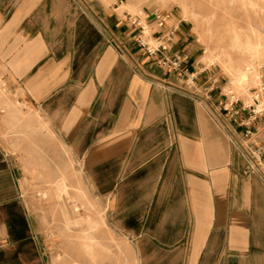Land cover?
<instances>
[{
	"label": "crops",
	"instance_id": "obj_1",
	"mask_svg": "<svg viewBox=\"0 0 264 264\" xmlns=\"http://www.w3.org/2000/svg\"><path fill=\"white\" fill-rule=\"evenodd\" d=\"M120 2L0 0L1 90L48 124L139 264H264V166L192 28L174 13L133 26ZM176 56L182 77L159 65ZM23 150L0 129V264H56Z\"/></svg>",
	"mask_w": 264,
	"mask_h": 264
},
{
	"label": "rangeland",
	"instance_id": "obj_2",
	"mask_svg": "<svg viewBox=\"0 0 264 264\" xmlns=\"http://www.w3.org/2000/svg\"><path fill=\"white\" fill-rule=\"evenodd\" d=\"M121 12L178 14L192 28L203 62L225 94L246 105L264 75V0H120ZM138 24V23H137ZM146 28L145 42L156 47ZM248 41V43H247ZM240 42L242 44H240ZM244 85L238 84L242 74ZM238 84V85H237ZM258 111H264V100ZM0 129L15 149L32 159L25 198L56 251V264H139L131 245L104 222V205L89 191L78 166L48 124L0 87ZM264 130L260 128V131Z\"/></svg>",
	"mask_w": 264,
	"mask_h": 264
},
{
	"label": "built area",
	"instance_id": "obj_3",
	"mask_svg": "<svg viewBox=\"0 0 264 264\" xmlns=\"http://www.w3.org/2000/svg\"><path fill=\"white\" fill-rule=\"evenodd\" d=\"M161 21L159 26L163 27L165 24V20L159 18ZM131 21V19L129 20ZM132 25H137V21L132 22ZM145 31V29H142ZM145 36V35H143ZM140 44L146 48L147 42L140 41ZM147 49L150 55H154L157 51L154 48ZM161 48V47H160ZM163 50H166L163 48ZM188 60L187 57L182 58L176 56L174 59H162L159 61L160 66H164L170 72L176 73L179 77H182L185 74L183 71V64ZM262 85L256 90L253 96L254 105H246L242 102L239 98H237L236 94L231 91L229 94H225L224 90L221 86H219V82H215L214 85L210 87L211 92L213 93L215 90L220 91V95L222 97L221 101L219 102V106L222 110L233 120H236L238 124L244 126L247 130L245 132V140L246 146L244 152L246 156L251 159L252 161L256 162L258 166H264V130L260 131V128L264 127V123L260 126L259 129L252 130V126L256 123H260L261 119L264 117V111H258L261 104V100H264V75L261 76ZM208 90V89H207Z\"/></svg>",
	"mask_w": 264,
	"mask_h": 264
},
{
	"label": "bare ground",
	"instance_id": "obj_4",
	"mask_svg": "<svg viewBox=\"0 0 264 264\" xmlns=\"http://www.w3.org/2000/svg\"><path fill=\"white\" fill-rule=\"evenodd\" d=\"M247 43H248V41H247ZM240 44H242V43L240 42ZM238 77H239V79H238L239 83L238 84H240V85L241 84L244 85L247 82V80H248V75L245 74V73L240 75V76H238Z\"/></svg>",
	"mask_w": 264,
	"mask_h": 264
}]
</instances>
